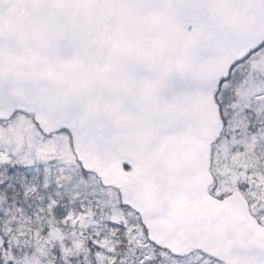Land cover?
Returning <instances> with one entry per match:
<instances>
[{
	"label": "snow or ice",
	"instance_id": "obj_1",
	"mask_svg": "<svg viewBox=\"0 0 264 264\" xmlns=\"http://www.w3.org/2000/svg\"><path fill=\"white\" fill-rule=\"evenodd\" d=\"M0 264H264V0H0Z\"/></svg>",
	"mask_w": 264,
	"mask_h": 264
}]
</instances>
